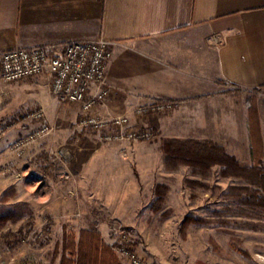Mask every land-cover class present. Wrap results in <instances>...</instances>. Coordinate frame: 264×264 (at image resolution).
<instances>
[{
    "label": "rangeland",
    "instance_id": "obj_1",
    "mask_svg": "<svg viewBox=\"0 0 264 264\" xmlns=\"http://www.w3.org/2000/svg\"><path fill=\"white\" fill-rule=\"evenodd\" d=\"M34 80L0 84V214L12 215L0 223V264H60L70 257L68 239L94 227L120 264L130 263L119 252L118 229L129 233L130 248L146 264H264V209L247 180L224 176L219 166L197 174L186 166L166 169L162 146L175 139L143 127L153 137L129 152L157 167L130 164L126 176L96 174L91 182L88 163L133 161L127 148L79 129L77 107L56 100L47 79ZM38 109L42 121L24 120ZM42 125L50 133L18 155L13 144ZM61 189L72 222L60 220L62 200H46L44 210V192Z\"/></svg>",
    "mask_w": 264,
    "mask_h": 264
},
{
    "label": "crops",
    "instance_id": "obj_2",
    "mask_svg": "<svg viewBox=\"0 0 264 264\" xmlns=\"http://www.w3.org/2000/svg\"><path fill=\"white\" fill-rule=\"evenodd\" d=\"M98 39L112 43L106 74L112 92L99 116L126 115L161 137L212 142L246 167L258 161L264 167V0H0V54ZM43 79L49 81H34ZM147 99L181 105L134 117L133 108ZM121 145L133 161H92L91 182L96 174L126 176L130 164L157 167L130 153L141 144ZM64 192L46 190L42 201L46 211V200L64 201L63 223L74 213L63 207L70 205ZM93 230L104 242L101 229Z\"/></svg>",
    "mask_w": 264,
    "mask_h": 264
},
{
    "label": "built area",
    "instance_id": "obj_3",
    "mask_svg": "<svg viewBox=\"0 0 264 264\" xmlns=\"http://www.w3.org/2000/svg\"><path fill=\"white\" fill-rule=\"evenodd\" d=\"M111 42L72 41L56 45L17 48L0 54V84H11L47 77L52 96L60 103L76 106L79 111L77 127L92 133L106 144L136 143L149 141L151 130L137 126L126 115L102 117L97 114L99 106L110 97L112 87L107 82V68L112 58ZM176 101L147 99L132 110L134 117L162 115L173 111ZM42 109L24 116L28 122H40ZM50 128L40 126L24 139L13 144L18 155L32 142L46 137ZM115 235L120 239L119 252L130 264H146L130 248L129 233L119 229Z\"/></svg>",
    "mask_w": 264,
    "mask_h": 264
},
{
    "label": "trees",
    "instance_id": "obj_4",
    "mask_svg": "<svg viewBox=\"0 0 264 264\" xmlns=\"http://www.w3.org/2000/svg\"><path fill=\"white\" fill-rule=\"evenodd\" d=\"M249 112L251 120L257 122V113L251 108ZM162 153L165 168L169 170L186 166L197 174L200 170L207 172L211 167L219 166L224 176L247 180L251 187L261 191L260 194L256 189L251 190L250 196L257 201V206L264 209V170L257 168L260 161L248 168L212 142L196 140H167L162 146ZM9 217H12L9 213L0 214V223ZM65 249L70 257H62L60 264H120L111 248L94 230H81L76 240L71 236Z\"/></svg>",
    "mask_w": 264,
    "mask_h": 264
}]
</instances>
